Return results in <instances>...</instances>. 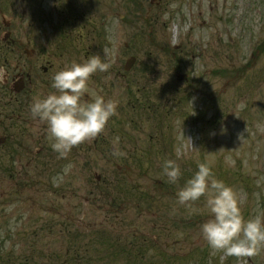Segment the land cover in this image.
Here are the masks:
<instances>
[{"label": "rangeland", "instance_id": "rangeland-1", "mask_svg": "<svg viewBox=\"0 0 264 264\" xmlns=\"http://www.w3.org/2000/svg\"><path fill=\"white\" fill-rule=\"evenodd\" d=\"M39 11L59 28L55 43L73 51L44 65L60 71L91 55L106 59L111 67L90 78L87 93L118 108L102 132L104 150L85 159L40 157L54 141H36L34 117L9 122L6 149L0 144V264H221L200 230L211 218L206 198L181 205L176 194L207 163L245 220L264 219V0H0V109L5 72L33 67L47 77L30 60ZM48 31L41 39H52ZM14 41L29 51L22 61L11 55ZM31 89L23 112L44 97ZM22 147L33 163L21 172ZM168 160L181 169L175 183L164 174ZM67 215L85 226L69 225ZM223 264H264V245Z\"/></svg>", "mask_w": 264, "mask_h": 264}, {"label": "clouds", "instance_id": "clouds-1", "mask_svg": "<svg viewBox=\"0 0 264 264\" xmlns=\"http://www.w3.org/2000/svg\"><path fill=\"white\" fill-rule=\"evenodd\" d=\"M107 55L105 49L106 58ZM110 67L99 55H91L82 63L65 65L53 76L51 87L55 93L34 100L29 106L34 118L46 122L49 137L54 141L51 147L59 158L66 159L74 147L101 134L116 115L118 104L106 101L101 95L81 103L82 95L89 91L90 78L97 72H107ZM71 168V164L66 165L63 173L53 178V183L62 182ZM163 170L170 183L181 176L175 161H165ZM176 195L181 205L206 198L211 218L200 230L212 252L221 253V264L226 257L253 256L264 245V219L257 216L245 220L233 189L215 179L207 163L197 165V171Z\"/></svg>", "mask_w": 264, "mask_h": 264}, {"label": "flooded vegetation", "instance_id": "flooded-vegetation-1", "mask_svg": "<svg viewBox=\"0 0 264 264\" xmlns=\"http://www.w3.org/2000/svg\"><path fill=\"white\" fill-rule=\"evenodd\" d=\"M45 15L46 14L44 12L41 13L39 11L38 16L34 18V29L36 32V37L38 38L40 43H38L39 46L37 48H34L33 51H30L32 52V59L30 58V60H32L31 64L34 61L39 63L40 72L43 71V75L47 77L46 78L41 77L39 74V71L35 72L36 69H34L33 67L30 69L29 74H25L23 71H20L17 68L15 73H11L8 71L5 72L4 77L2 78V81H1L2 82V91H1L2 106L0 109L1 110L0 118L2 119V124H3L2 128L5 134V137H3L0 141H1V147H3V149L4 148L6 149L7 147L6 143L9 138L8 132H10L13 127L12 124L9 125V122L10 123L14 121L19 122L22 120L23 115H28V114L32 115L31 111L23 112L25 109L28 110V107L26 106L24 101L25 100L30 101L29 93L32 91L31 88L35 86L36 89L39 90L44 97H46L47 95L51 93H55L56 91L55 89L51 87V84H52L53 76L56 74V72L59 71L57 69V67L59 66L55 67V65L49 63V66L46 67L44 65V63L46 62V59L56 58V60H58L59 58L70 56L73 52L70 49H64V45L61 46L62 42L60 39L55 43L56 41L55 36H57L58 27H55L54 25H52L51 19ZM47 29L53 34L51 40H49V38H46L47 39L46 40L44 39L45 37L41 39L42 34L47 32ZM67 29L68 28L66 26L62 27V32L65 33ZM11 43L18 47L16 50L11 49L10 51L11 55H13V57H15L17 60L22 61V58L24 57L22 52L24 51L25 53H27L29 51L27 49H23L24 47L23 44L18 43L17 41H14ZM6 62L7 61H5V65H6ZM58 64H61V63H58ZM32 73H34L35 75L34 78L32 76ZM21 79L25 80V88L21 91H17L16 90L17 84L19 83L18 81H20ZM27 81L28 83H26ZM82 100L84 101V103H87L90 101L87 92L82 95L81 101ZM19 111L23 113L21 114ZM22 121L25 122L24 120ZM33 125L37 129V132L35 135L36 141L38 139H42V143L44 142L46 144L47 141L45 140L46 138L49 137V134L47 132L46 122L40 120L39 118H34ZM104 138H105V135L101 133L98 135V137L89 139L90 145L87 140L84 143L74 147L70 153L79 154L81 159H85L87 156L86 153L88 151L90 152H92L93 150L97 151L98 148L99 150L101 149V151L104 150L105 148L103 146ZM50 146L51 145H48V144H46V146H42L40 149V153H38L37 155H39L40 157H45L47 154L48 159H52L55 155L58 156V154L54 152L52 147ZM95 147L97 149H94ZM22 148L25 149L24 151L26 154V159L28 161H26L25 165H23L22 164L23 159H21L20 157L19 163L21 165L20 167L21 172L24 171L25 169H28L33 163V157L30 154V148L28 147H25V148L22 147Z\"/></svg>", "mask_w": 264, "mask_h": 264}, {"label": "water", "instance_id": "water-1", "mask_svg": "<svg viewBox=\"0 0 264 264\" xmlns=\"http://www.w3.org/2000/svg\"><path fill=\"white\" fill-rule=\"evenodd\" d=\"M134 62H135V60L134 59H131L129 61L128 65H127V69H130ZM182 78H183V76L182 77L180 76L179 77V80H182Z\"/></svg>", "mask_w": 264, "mask_h": 264}]
</instances>
